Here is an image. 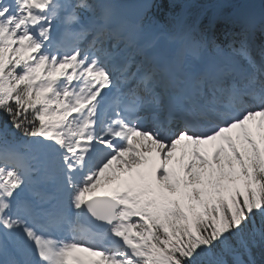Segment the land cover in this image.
I'll use <instances>...</instances> for the list:
<instances>
[{
	"label": "snow or ice",
	"instance_id": "obj_1",
	"mask_svg": "<svg viewBox=\"0 0 264 264\" xmlns=\"http://www.w3.org/2000/svg\"><path fill=\"white\" fill-rule=\"evenodd\" d=\"M154 3L0 0V264H256L264 21L222 46L218 17ZM129 185L132 235L103 199Z\"/></svg>",
	"mask_w": 264,
	"mask_h": 264
},
{
	"label": "trees",
	"instance_id": "obj_2",
	"mask_svg": "<svg viewBox=\"0 0 264 264\" xmlns=\"http://www.w3.org/2000/svg\"><path fill=\"white\" fill-rule=\"evenodd\" d=\"M189 0H185V2H187ZM221 2H226V4L224 5V9H230V6H232V2L233 0H191L189 2V7L191 9V15H190V19L193 21L195 18H197L201 12L209 5H213L216 3H221ZM160 4V7H159ZM157 6L158 11L160 10V12L163 13V18L164 20L166 19V17L168 16V14L170 12H177L179 11V8L181 7L180 5H176L174 6L173 4V0H157ZM209 13V11H208ZM204 16L206 17H210L209 14H205ZM224 25L219 26V35H216L217 41H220L221 39V35L224 33L223 29ZM204 26L202 25V28ZM226 28V30H229L230 27L225 25L224 26ZM23 87L21 88V91H23ZM7 139L11 142H14L16 140V137L11 133V130L7 136ZM242 258L246 260L247 256L244 254H241Z\"/></svg>",
	"mask_w": 264,
	"mask_h": 264
},
{
	"label": "rangeland",
	"instance_id": "obj_3",
	"mask_svg": "<svg viewBox=\"0 0 264 264\" xmlns=\"http://www.w3.org/2000/svg\"><path fill=\"white\" fill-rule=\"evenodd\" d=\"M114 2L116 4H118V1L114 0ZM122 2L124 4H126V5H132L133 4L132 0H122ZM242 2L251 3L249 0H247V1L242 0L239 3H242ZM253 3L255 4V7H254V10H255L256 9V4L260 5V0H254ZM217 6H219V5H217ZM252 8H253V5L252 6L250 5V6H246L244 9H252ZM239 10H240V8H239ZM135 12H136V9H132L131 10V8H129V11H126V13L128 15H135ZM150 15H152V17H154L155 19L159 20L160 22H163L162 13H160L159 11L151 12ZM132 71H135V69L133 68ZM137 84L139 85V82H137ZM50 98L55 99V94L54 93L51 94ZM53 107L55 108L56 106H53ZM69 146H72V145H69ZM129 186H130V192H129L130 196L129 197H136L138 199V201H137V204H133L132 205V207H131L132 209L126 208L125 210H130V211L138 214L139 213V196H138L137 190L132 185H129ZM122 207L124 208V206L120 205L121 209L118 210L117 215L120 214V211L122 210ZM132 226H134V225L132 224ZM128 231L131 232L130 229H128ZM232 258L235 259L236 257L232 256ZM79 263L81 264V261H79Z\"/></svg>",
	"mask_w": 264,
	"mask_h": 264
},
{
	"label": "water",
	"instance_id": "obj_4",
	"mask_svg": "<svg viewBox=\"0 0 264 264\" xmlns=\"http://www.w3.org/2000/svg\"><path fill=\"white\" fill-rule=\"evenodd\" d=\"M133 1V3L136 1V4L135 5H137L139 2H140V0H132ZM123 7H124V4H121ZM124 12H125V14L128 16V17H130L127 13H126V11H125V8H124ZM135 18V17H134ZM133 18V19H134Z\"/></svg>",
	"mask_w": 264,
	"mask_h": 264
},
{
	"label": "bare ground",
	"instance_id": "obj_5",
	"mask_svg": "<svg viewBox=\"0 0 264 264\" xmlns=\"http://www.w3.org/2000/svg\"><path fill=\"white\" fill-rule=\"evenodd\" d=\"M250 2H251V6L253 5V8L255 7V4L253 3L254 2V0H249ZM9 258H11V257H9ZM0 259H3V257H1Z\"/></svg>",
	"mask_w": 264,
	"mask_h": 264
}]
</instances>
